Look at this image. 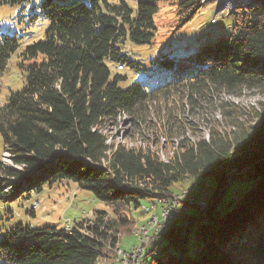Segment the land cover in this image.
<instances>
[{
	"label": "trees",
	"instance_id": "trees-1",
	"mask_svg": "<svg viewBox=\"0 0 264 264\" xmlns=\"http://www.w3.org/2000/svg\"><path fill=\"white\" fill-rule=\"evenodd\" d=\"M131 1L134 10L126 0H40L43 39L21 46L15 36L0 34V75L21 49L25 77L22 89L0 105L3 152L20 167L16 171L0 163V200L67 181L108 211L94 212L68 229L19 223L0 240V264H104L122 236L138 225L132 212L143 201L172 198L185 182L203 175L214 182L210 206L196 218H182L179 210L160 234L174 254L151 262L230 264L225 252L264 264V104L245 124H233L232 115L222 109L232 129L210 128L206 140L190 142L177 118L167 121L164 136L180 140L166 162L141 150L112 149L100 132L121 114L142 116L150 106L175 97L196 106L221 93L264 95V0L228 13L234 18L230 32L208 38L184 56L163 54L149 62L151 73L157 69L168 79L164 83L120 88L125 77L112 76L110 68L147 72L146 65L128 60L127 45L151 44L158 5L170 0ZM172 1L178 26L203 6V0ZM31 2L0 0V5ZM4 184L11 186L8 193Z\"/></svg>",
	"mask_w": 264,
	"mask_h": 264
},
{
	"label": "rangeland",
	"instance_id": "rangeland-1",
	"mask_svg": "<svg viewBox=\"0 0 264 264\" xmlns=\"http://www.w3.org/2000/svg\"><path fill=\"white\" fill-rule=\"evenodd\" d=\"M39 1L32 0L31 3L19 6L0 5V34L15 36L20 39L21 46L43 39L46 22L38 12ZM172 2L170 0L158 5L159 10L154 17L156 33L150 45H127L125 53H128V60L146 65L147 72L143 73L141 70L137 74L128 66L118 72L110 68L112 76L125 77L124 81L118 82V87L125 88L134 82H139L141 85L151 88L155 84L164 83L168 79L163 74L161 76L160 73L162 72L157 69L151 73L149 62L156 60L163 54L184 56L188 52H192L194 46L203 43L208 38L230 32L234 18L228 13H235L238 8L240 10L249 8L253 5L254 0H245L243 4H236L231 9L221 1L207 0L192 19L182 26H178L176 22L175 8L171 5ZM126 4L134 10L135 6L131 0H126ZM213 19L216 20L215 24L211 22ZM20 51L21 49L10 56L4 71L0 75V105L5 103L10 94L20 91L24 86L25 77L20 68ZM261 104H264V95L256 91H244L238 97H229L221 93L212 97L209 104H201L198 101L196 106H190L184 98L175 97L150 106L142 116L121 114L114 120H109L102 125L100 132L106 139V144L112 149L123 147L127 150L149 152L155 154L163 162L169 160L172 153L176 151L180 140L179 138L170 139L164 136L166 127H168L167 121H170L168 123L170 124L173 119L177 118L176 121L179 122L180 129L185 131L183 138L190 142L201 138L206 140L210 128L214 127L218 131L226 132L233 124H245L251 117V113L259 109ZM222 109L225 113L232 115V125L231 118L230 121L223 120L220 113L223 112ZM236 116H238V120L234 121ZM3 154V144L0 137V163L7 169L19 171L20 167L13 165L12 157L8 153L4 156ZM3 186L1 188L4 191L10 189L8 184ZM176 187L175 191L178 192L180 187ZM183 188L185 190L179 194H184L186 189L192 188V200L189 201V204L180 206V215L182 218L185 216L196 218L200 213L197 207L208 203L214 190V182L211 178L203 175L196 181L185 182ZM18 193L15 194L16 198L12 201L3 202L0 200V240L3 234L19 223L35 229L50 226L68 229L80 220L85 221L93 218L94 212L107 211L101 203L92 198L90 193L77 189L75 185L67 181H61L51 186L46 184L38 192H24L21 196H18ZM178 195H174L172 198L178 197ZM229 196L230 191L223 198L227 200ZM36 202H38V206L35 208ZM154 206L157 211L156 203L143 201L141 209L132 212L133 218L139 222L137 227L135 226L128 235L122 236L119 245L117 244L121 250H127L137 243L141 225L148 223L149 230L154 226V224H149L151 223L149 211H154ZM142 209H146L145 213L142 212ZM31 211L35 216L29 214ZM107 215L109 216V213ZM160 221L163 226L167 219H160ZM178 221L180 222V220ZM169 224L166 223V226H163V229L157 234L164 233V228L168 227ZM121 233L123 234V232ZM150 233H154V229H151ZM155 244L157 245H155L156 250L145 256L143 260L145 264H152V260H159L165 254H174L171 248L166 247L165 239L159 238ZM116 247L110 251L111 256L105 261L106 263L120 255ZM148 250L147 248L146 252ZM223 254L230 264H233V259L238 264H252L233 253L225 254L223 252Z\"/></svg>",
	"mask_w": 264,
	"mask_h": 264
},
{
	"label": "built area",
	"instance_id": "built-area-1",
	"mask_svg": "<svg viewBox=\"0 0 264 264\" xmlns=\"http://www.w3.org/2000/svg\"><path fill=\"white\" fill-rule=\"evenodd\" d=\"M213 22L215 23V21ZM115 70L121 71L122 66L117 65ZM189 193L190 190H186L185 194H179L178 197L157 200L155 202L158 207L157 211L155 206L154 211H149V215H151V223L149 224H154V233H147V226H144L137 236V243L133 245V251H131L130 256H125L124 262H119L118 264H142L146 254L151 253L155 249V243L160 238V234H157L163 229V226H160V219H167V224H169L176 218L181 202L187 200ZM147 248L149 250L146 252ZM161 264H164V262Z\"/></svg>",
	"mask_w": 264,
	"mask_h": 264
},
{
	"label": "bare ground",
	"instance_id": "bare-ground-1",
	"mask_svg": "<svg viewBox=\"0 0 264 264\" xmlns=\"http://www.w3.org/2000/svg\"><path fill=\"white\" fill-rule=\"evenodd\" d=\"M207 0H203V1H201V4H204L205 2H206ZM221 1V3H223L224 5H227V6H229L230 7V9L231 8H234L235 6L234 5H236V4H243L244 3V1L245 0H229L228 2H226L227 0H218V2H220ZM245 5H247V4H245ZM216 15V14H215ZM213 21H215L214 19L211 21L213 24H215ZM4 154H6V152H3ZM4 154H3V156H4ZM164 160V159H163ZM163 162H166V160H164ZM28 176V175H27ZM22 181H24V180H22ZM4 187V186H3ZM10 187V189H11V186H9ZM10 189L8 190V191H4V192H6V193H8L9 191H10ZM7 190V189H6ZM186 192V191H185ZM185 192H184V194H185ZM153 205V204H152ZM38 206V202L37 203H35V208ZM151 206V205H150ZM148 207V206H147ZM152 208H153V206H152ZM143 211V213H145V211H146V209H142ZM151 211V210H150ZM153 211V210H152ZM166 220V219H165ZM160 223H161V221H160ZM166 223H167V221L164 223V227L166 226ZM144 226H148V223H146V224H143V225H141L140 227H139V231H141V229L144 227ZM160 226H162V224H160ZM137 227V226H136ZM151 229H154V226H152V228ZM151 229L149 230V228L147 227V233H150V231H151ZM117 251H119V253H120V255H118L117 257H115L114 259H112V260H110V261H108L109 263H106V264H118L119 262H124V260H125V256H130V254H131V251H133V247H130V248H128L127 250H121L120 248H119V246L117 247ZM142 264H145V262L143 261L142 262ZM153 264V263H152Z\"/></svg>",
	"mask_w": 264,
	"mask_h": 264
},
{
	"label": "water",
	"instance_id": "water-1",
	"mask_svg": "<svg viewBox=\"0 0 264 264\" xmlns=\"http://www.w3.org/2000/svg\"><path fill=\"white\" fill-rule=\"evenodd\" d=\"M198 178H199V177H198ZM196 180H197V179H196ZM196 180H195V181H196ZM188 189L190 190L189 196H188V198H187L186 201L181 202L180 206H181V205H184V204H189V201L192 200V196H191L192 188H188ZM183 190H185V188H183L182 190H180L176 195H178L179 193H181ZM186 190H187V189H186ZM208 202H209V201H208ZM180 206H179V208H178V216H177L176 218H174V219L170 222V224L168 225V227L164 228V230L167 229V228H169V227L172 225V223L174 222V220H176V219L179 217V209H180ZM209 206H210V204L207 203V204H201V205H200L199 207H197V208H198L199 212H203V211H205ZM146 255H147V254H146ZM163 262H164V260H163Z\"/></svg>",
	"mask_w": 264,
	"mask_h": 264
},
{
	"label": "crops",
	"instance_id": "crops-1",
	"mask_svg": "<svg viewBox=\"0 0 264 264\" xmlns=\"http://www.w3.org/2000/svg\"><path fill=\"white\" fill-rule=\"evenodd\" d=\"M32 212V211H31ZM32 216V215H31ZM33 216H35V214H33ZM52 225V224H51Z\"/></svg>",
	"mask_w": 264,
	"mask_h": 264
}]
</instances>
